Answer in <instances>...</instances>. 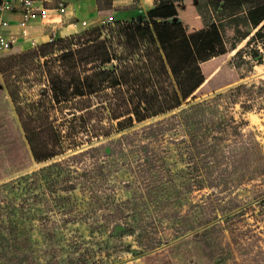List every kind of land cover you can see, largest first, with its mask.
<instances>
[{"label": "trees", "instance_id": "trees-1", "mask_svg": "<svg viewBox=\"0 0 264 264\" xmlns=\"http://www.w3.org/2000/svg\"><path fill=\"white\" fill-rule=\"evenodd\" d=\"M97 3L100 14L110 9V0ZM225 51L215 25L160 43L148 20L132 17L0 56L39 165L0 183V255L9 240L2 230H26V219L42 230L68 222L156 230L170 216L175 230L203 231L219 215H243L251 205L232 194L264 178V152L254 147L258 164L245 165L258 142L228 114L225 91L184 102L189 92L181 95L173 78ZM254 191L264 204V184Z\"/></svg>", "mask_w": 264, "mask_h": 264}, {"label": "rangeland", "instance_id": "rangeland-1", "mask_svg": "<svg viewBox=\"0 0 264 264\" xmlns=\"http://www.w3.org/2000/svg\"><path fill=\"white\" fill-rule=\"evenodd\" d=\"M253 1L264 0H249V4ZM107 14L112 11L102 16ZM78 20V26L71 27L70 31L63 30L68 25L65 21L57 26V37L102 25L101 20ZM154 25L160 43L173 38L172 32L181 29V26L170 28L164 21ZM186 26L182 25L180 34ZM258 37L250 39L246 52L234 60L235 69L231 62L229 64L237 74L250 78L237 83L242 84L240 86L235 84L218 90L228 96L225 98L228 114L236 120L243 118L246 122L243 131L258 142L248 148L252 155L245 165L249 166L258 164L254 147L264 152V30H260ZM44 41L41 39L37 44ZM213 64L208 61L202 68H190V76L180 73L173 76L180 94L186 96L189 92L184 102L217 92L211 90L208 83L196 89ZM222 77L219 74L216 79ZM38 88L35 84L24 91L35 98ZM229 148L237 150L239 146ZM38 166L0 74V183ZM257 184H264V178L256 177L238 187L232 194L233 202L251 205L250 208L243 215L231 213L227 218L219 215L212 221L216 223L214 230H175L170 216L164 220V227L156 230H89L83 222H68L59 224L55 230H42L36 220L26 219L23 223L29 225L26 230H18L17 234L13 230H2L9 240L1 245L0 264H264V204L252 199ZM189 221L188 216L180 224L185 226ZM200 231L201 234L196 233Z\"/></svg>", "mask_w": 264, "mask_h": 264}, {"label": "crops", "instance_id": "crops-1", "mask_svg": "<svg viewBox=\"0 0 264 264\" xmlns=\"http://www.w3.org/2000/svg\"><path fill=\"white\" fill-rule=\"evenodd\" d=\"M57 1L59 0H40L45 6L50 7L55 6ZM63 1L68 4L70 9L69 15L65 18L68 25L63 30L70 31L77 27L78 19L88 18L92 22L95 19L101 20L103 17L99 13L97 0ZM155 1L110 0L108 11H112L115 19L144 18L149 21L154 31V24L163 21L170 28L181 26V29L172 32L173 38L169 40L187 35L197 29L215 25L222 35L226 51L197 64L198 68H202L208 61L214 63L196 89L208 83L212 86L211 90L218 91L250 78L249 75L237 74L229 67V64L231 62L232 68H234V60L242 52H246L250 39L258 37L260 30H264V1L259 3L253 1L251 4H249V0H173L165 4H158ZM19 11L20 9L17 8L13 12L7 13V17L11 20L10 31L17 35L23 50L37 44L41 39L47 40L44 28L33 23L28 28L31 38L23 39L21 37V30L17 24ZM186 23H189L188 27ZM182 25L186 26V30L180 34ZM219 74L223 75L220 80L216 79Z\"/></svg>", "mask_w": 264, "mask_h": 264}, {"label": "built area", "instance_id": "built-area-1", "mask_svg": "<svg viewBox=\"0 0 264 264\" xmlns=\"http://www.w3.org/2000/svg\"><path fill=\"white\" fill-rule=\"evenodd\" d=\"M20 9L17 24L21 30V37L31 38L28 30L30 24L42 26L47 35V40L57 38L56 27L61 25L70 13L68 4L59 0L55 6H45L40 0H0V56L9 52L21 51L22 43L18 42L17 35L10 31L11 20L7 13ZM115 20L112 14L104 15L102 24H110ZM34 42V41H33ZM33 42H31L33 44ZM37 44H33L34 47Z\"/></svg>", "mask_w": 264, "mask_h": 264}]
</instances>
